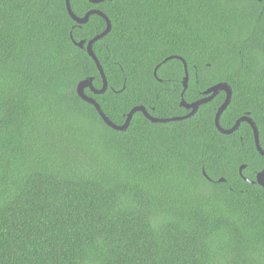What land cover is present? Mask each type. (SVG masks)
I'll return each mask as SVG.
<instances>
[{
	"label": "trees",
	"instance_id": "obj_1",
	"mask_svg": "<svg viewBox=\"0 0 264 264\" xmlns=\"http://www.w3.org/2000/svg\"><path fill=\"white\" fill-rule=\"evenodd\" d=\"M70 1L111 20L93 47L109 87L86 93L113 122L138 105L161 118L190 111L184 62H163L177 55L186 101L229 83L221 126L250 115L264 149V0ZM106 26L99 14L77 23L66 0H0V264H264L252 126L217 128L225 91L188 118L137 111L126 130L108 125L77 92L104 81L71 38Z\"/></svg>",
	"mask_w": 264,
	"mask_h": 264
},
{
	"label": "water",
	"instance_id": "obj_2",
	"mask_svg": "<svg viewBox=\"0 0 264 264\" xmlns=\"http://www.w3.org/2000/svg\"><path fill=\"white\" fill-rule=\"evenodd\" d=\"M90 1H92L93 3H100V2H102L104 0H90ZM66 3H67V9H68L69 14L79 24H84V23L88 22L90 16L92 14H95V13L103 16L106 19V21H107L106 29L103 32H101L100 34H98L95 37H93L92 39H90L88 42H86V40H84V39L80 40V41H76L74 39V37H73V34H71V38L73 39V41L78 46H80V47H85L86 46L88 53L95 60L97 66H98V68H99V70L101 72V75L103 77V81H104L103 86L101 88H97L94 85V81H93L94 77H89V78L83 79L77 85V92H78L79 96L82 99H84L85 101H87L89 103H92V104H94L96 106V108L98 109L100 115L103 117L104 121L108 125H110L111 127H113L116 130H126L129 127L135 112H137V111H143L144 114L147 116V118H149L150 120H152L154 122H167V121L181 120V119H184V118H188V117H191L192 115H194L198 111L199 107L203 103L211 101L221 91H225L226 92V98H225L224 102L222 103V105L219 107V109H218V111L216 113V116H215V124H216L217 128L222 133L230 134V133L235 132L239 128L240 124L243 121H247L252 126V128L254 130V136H255L257 149L259 150V152L262 155H264V149H263V147L261 146V143H260V134H259L258 126H257L255 120L250 115L241 116L239 119H237V121L234 124V126L229 128V129H226V128L222 127L221 124H220L221 115L225 111V109L228 107V105L230 104L231 99H232L233 90H232V87H231V85L229 83H227V82H219V83L209 87L205 91L206 95L201 97L200 99H198V100H196L194 102H187L186 101V99L184 98V92H185V90L188 87L189 70H188L187 61L182 56L172 55V56L167 57L163 62H166V61H168V60H170L172 58H176V57H178L179 59H181L184 62V65H185V76H184V81H183L184 90L182 92L181 105L186 107V108H188V109H190V111L186 115L174 116V117H171V118L156 117V116H153L148 111V109L145 106L138 105V106L133 107L130 110V112L128 113V116L126 118V121L123 124L119 125V124H116L115 122H113L104 113V111H103L102 107L100 106L99 102L94 97H92V96H90V95H88L86 93V89L89 88L92 92H94L96 94H102L109 87V82H108L107 76L105 74V71H104V69H103V67L101 65V62H100L99 58L97 57V55L94 52L93 47H94L95 41L103 38L105 35H107L110 32V30L112 28L111 20L107 16V14L104 13L103 11H101L100 9H91L84 16H78L77 14H75V12L73 11V9L71 7V1L70 0H66ZM158 68H159V66L155 69V74L157 73V69ZM245 166H246L245 164L240 166V170L239 171H240L241 174H242V171L245 168ZM204 173L206 174L205 171H204ZM220 180H224V178H220ZM255 182H257L260 185L264 186V168L257 173Z\"/></svg>",
	"mask_w": 264,
	"mask_h": 264
},
{
	"label": "clouds",
	"instance_id": "obj_3",
	"mask_svg": "<svg viewBox=\"0 0 264 264\" xmlns=\"http://www.w3.org/2000/svg\"><path fill=\"white\" fill-rule=\"evenodd\" d=\"M93 9H98V8H93ZM101 10V9H100ZM102 11V10H101ZM105 13V12H104ZM96 14V13H95ZM108 16V15H107ZM103 17V16H102ZM104 18V17H103ZM106 20V19H105ZM107 22V21H106ZM107 27V26H106ZM182 95V94H181ZM144 106V105H143ZM149 111V110H148ZM255 182V180L253 181Z\"/></svg>",
	"mask_w": 264,
	"mask_h": 264
},
{
	"label": "flooded vegetation",
	"instance_id": "obj_4",
	"mask_svg": "<svg viewBox=\"0 0 264 264\" xmlns=\"http://www.w3.org/2000/svg\"><path fill=\"white\" fill-rule=\"evenodd\" d=\"M264 168V167H263ZM252 181H254V180H252Z\"/></svg>",
	"mask_w": 264,
	"mask_h": 264
}]
</instances>
